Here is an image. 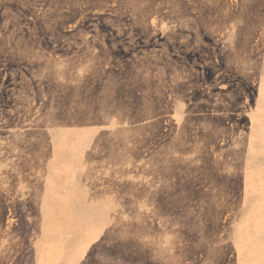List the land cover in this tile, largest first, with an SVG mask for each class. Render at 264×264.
I'll return each mask as SVG.
<instances>
[{
	"label": "rangeland",
	"instance_id": "obj_1",
	"mask_svg": "<svg viewBox=\"0 0 264 264\" xmlns=\"http://www.w3.org/2000/svg\"><path fill=\"white\" fill-rule=\"evenodd\" d=\"M0 264H264V0H0Z\"/></svg>",
	"mask_w": 264,
	"mask_h": 264
},
{
	"label": "bare ground",
	"instance_id": "obj_2",
	"mask_svg": "<svg viewBox=\"0 0 264 264\" xmlns=\"http://www.w3.org/2000/svg\"><path fill=\"white\" fill-rule=\"evenodd\" d=\"M71 70H72V69H71ZM71 131H73V130H71ZM78 133H79V132H78ZM65 139H67V138H65ZM57 140H58V139H57ZM57 140H56V141H57ZM59 140H60V139H59ZM62 140H63V139H62ZM70 140H71V139H70ZM63 141H64V140H63ZM66 141H67V140H66ZM68 141H69V140H68ZM51 143H52V142H51ZM56 144H57V142H56ZM58 146H59V145H58ZM61 147H62V146H61ZM61 147H60V148H61ZM54 148H55V147H54ZM66 148H67V147H66ZM71 148H72V147H71ZM71 148H70V146H69V149H71ZM76 148H77V147H76ZM76 148H73V149L75 150ZM62 149H63V148H62ZM64 150H65V149H64ZM77 150H79V149H77ZM77 150H75V152H76ZM57 151H58V150H57ZM59 151H60V150H59ZM71 151H73V150L71 149ZM79 151H80V150H79ZM29 152H30V151H29ZM33 152H34V151H33ZM55 152H56V151H55ZM65 152H66V151H65ZM69 152H70V151H69ZM80 152H81V151H80ZM24 153H25V152H24ZM53 153H54V152H53ZM63 153H64V152H63ZM72 153H73V155H74V151H73ZM76 153H79V152H76ZM30 154H31V153H30ZM90 154H91V153H89V155H90ZM28 155H29V154H28ZM70 155H71V153H70ZM73 155H72V156H73ZM79 155H80V153H79ZM29 156H30V155H29ZM34 156H35V155H34ZM27 157H28V156H27ZM31 157H32V156H31ZM61 157H62V156H61ZM76 157H78L77 154H76ZM80 157H82V156L80 155ZM88 157H89V156H88ZM92 157H94V156H92ZM29 159H30V157H29ZM64 159H65V158H64ZM68 159H69V158H68ZM92 160H93V159H92ZM48 161H49V160H48ZM72 161H73V159H72ZM79 161H80V160H79ZM80 162H81V161H80ZM83 162H84V161H83ZM91 162H92V161H91ZM67 163H68V162H67ZM67 165H68V164H67ZM82 165H83V164H82ZM70 166H71V165H70ZM236 168H237V167H236ZM27 170H28V169H27ZM28 171H29V170H28ZM67 171H68V170H67ZM37 178H38V176H37ZM163 178H164V177H163ZM164 180H165V179H164ZM163 182H166V181H163ZM36 193H37V192H36ZM93 194H94V193H93ZM36 195H37V194H36ZM89 195H90V194H89ZM94 195H95V194H94ZM37 196H39V194H38ZM42 196H43V195H42ZM111 196H112V194H111ZM43 197H44V196H43ZM59 197H60V196H59ZM61 197H62V196H61ZM90 197H91V195H90ZM90 197H89V200H90ZM97 197H98V196H97ZM34 198H35V197H34ZM94 198H95V197H94ZM99 198H100V197H99ZM113 198H114V197H113ZM45 199H46V198H45ZM40 200H41V199H40ZM60 200H61V199H60ZM93 200H94V199H93ZM114 200H115V199H114ZM36 201H37V200H36ZM42 201H43V200H42ZM42 201H41V202H42ZM46 201H47V200H46ZM46 201H45V202H46ZM99 202H100V201H99ZM103 202H104V201H103ZM107 202H108V201H107ZM108 203H109V202H108ZM108 203H107V204H108ZM43 204H44V203H43ZM90 204H91V203H90ZM90 204H87V205L90 206ZM112 204H113V202H112ZM116 205H117V204H116ZM116 205H115V206H116ZM38 206H40V205H38ZM49 206H50V205H49ZM92 206H94V205L92 204ZM101 206H102V205H101ZM101 206H100V207H101ZM118 206H119V205H118ZM40 207H41V206H40ZM40 207H39V209H41ZM60 207H61V206H60ZM90 207H91V206H90ZM100 207H99V208H100ZM49 208H50V207H49ZM91 209L93 210V208H91ZM96 209H97V208H96ZM74 210H75V209H74ZM43 211H45V210H43ZM43 211H42V212H43ZM54 211H55V210H54ZM59 211H60V209H59ZM65 211H67V210H65ZM75 211H76V210H75ZM98 211H99V210H98ZM98 211H97V213H98ZM81 212H82V211H81ZM100 212H101V211H100ZM105 212H106V211H105ZM107 212H108V211H107ZM75 213H76V212H75ZM78 213H79V212H78ZM65 214H66V212H65ZM89 214H90V213H89ZM42 215H44V214L42 213ZM84 215H85V214H84ZM81 216H82V215H81ZM91 216H92V215H91ZM97 216H98V215H97ZM99 216H100V215H99ZM85 217H86V216H85ZM94 217H95V215H94ZM74 218H75V216H74ZM83 218H84V217H83ZM102 218H103V217H102ZM75 219H76V218H75ZM84 219H85V218H84ZM77 220H78V219H77ZM86 220H87V219H86ZM105 220H106V219H105ZM110 220H112V219H110ZM47 221H48V220H47ZM75 221H76V220H75ZM81 221H82V220H81ZM84 221H85V220H84ZM95 221H96V220H95ZM78 222H79V221H78ZM78 222H77V223H78ZM97 222H98V221H97ZM108 222L110 223V221H108ZM113 222H115V221L113 220ZM116 222H117V221H116ZM116 222H115V223H116ZM97 224H98V223H97ZM122 243H123V242H122Z\"/></svg>",
	"mask_w": 264,
	"mask_h": 264
}]
</instances>
